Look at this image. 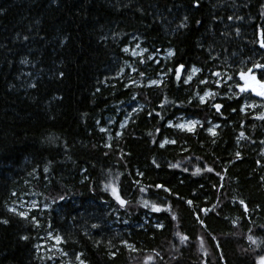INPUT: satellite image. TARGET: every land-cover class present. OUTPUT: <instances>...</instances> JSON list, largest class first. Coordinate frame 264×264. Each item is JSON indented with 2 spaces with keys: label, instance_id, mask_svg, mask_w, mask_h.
Here are the masks:
<instances>
[{
  "label": "trees",
  "instance_id": "16d2710c",
  "mask_svg": "<svg viewBox=\"0 0 264 264\" xmlns=\"http://www.w3.org/2000/svg\"><path fill=\"white\" fill-rule=\"evenodd\" d=\"M136 43L173 53L159 84L120 78ZM262 43L264 0H0V264H46L49 231L72 264H256L264 98L237 85L264 83ZM25 190L49 207L15 212Z\"/></svg>",
  "mask_w": 264,
  "mask_h": 264
},
{
  "label": "rangeland",
  "instance_id": "374dc122",
  "mask_svg": "<svg viewBox=\"0 0 264 264\" xmlns=\"http://www.w3.org/2000/svg\"><path fill=\"white\" fill-rule=\"evenodd\" d=\"M137 45H139V47H137ZM127 49L128 51L125 52L127 60H125L122 66V72L120 74V78L126 80V85L150 87L159 84L161 80L165 77V73H163L164 69L162 67H158V68L155 67H157V65L159 66V64L161 63L160 61L164 62L165 59L169 57V54L160 53V52L150 53L148 51H145L141 47L140 43L132 44ZM148 63H152L154 68L148 66ZM139 64H142L143 70L138 68ZM152 81H156L157 83L153 84ZM256 91H261V89L257 87ZM246 92L254 94V97H257V99L264 98V96L257 95L256 92H253L251 89H249ZM208 96H203L204 100H206V97ZM245 106L246 108L251 107L250 105L247 104ZM260 106H264V102ZM137 109H138V104L136 102L117 109L116 115H119L120 111H124L126 115L124 116L123 121L119 126V129H121V127H123L129 122V117H131L132 114ZM252 109L254 110V108ZM263 114H264V109H263ZM106 121L107 122H106L105 131H107L108 138L111 139L110 137H112L113 135L112 131H113V126L115 125V118H109ZM169 125L183 131H194L198 126V123L193 119L182 117L177 119L175 122H171ZM179 125H184V127L181 128L179 127ZM110 187H111L110 189L111 193L113 194L112 191L113 186ZM113 196L115 197L114 194ZM48 207L49 205L46 204L44 200H39L33 193H31L30 190L27 191L25 190L17 198H15L14 207L12 209L15 212L19 213L20 215L28 216L33 211H37L39 209H44ZM57 237L58 236L53 231L47 232L42 237V240L37 250L39 258L46 264H72L71 258L67 257L65 254H63V252H61V247H60L61 240L59 239L58 241L56 239Z\"/></svg>",
  "mask_w": 264,
  "mask_h": 264
},
{
  "label": "snow or ice",
  "instance_id": "6c2138e0",
  "mask_svg": "<svg viewBox=\"0 0 264 264\" xmlns=\"http://www.w3.org/2000/svg\"><path fill=\"white\" fill-rule=\"evenodd\" d=\"M137 47H139V45H137ZM261 47L264 48V43L261 44ZM124 51L127 52L128 49L125 48ZM168 54H169V56L173 55L172 52H169ZM142 62H143V61H142ZM255 67L258 68V69H262V70H264V65H262V64L257 63V64L255 65ZM182 68H183V65H181V66H179V67L176 68V74H177V79H178V80L180 79V74H181V69H182ZM193 71L195 72V71H197V69H193ZM248 72H249V73L252 72V69L249 68V69H248ZM216 75H219V73H216ZM240 78H241V80H244V84H243V85H237V87H239V91H240V92H246V91H248L249 89H251L253 92H256L257 95L264 96V83H262L260 80H257L256 77H255L254 75H252V76H247L245 73L242 72V73L240 74ZM189 79H190V77H189ZM187 82H188V81L185 80V83H187ZM202 82H203V81H202ZM152 83H153V84H156L157 82H156V81H152ZM257 87H258L259 89H261V91H256ZM208 95H211V93H205V96H208ZM200 101H201V103H204V97H200ZM213 107L216 109L217 112H220V110H221V108H222V105H221V104H214ZM241 111H243V109H241ZM259 118L264 119V117H259ZM170 126H171V125H170ZM179 127L183 128L184 125H179ZM189 130H191V129H189ZM213 134H214V133H213ZM165 143H167V141H165ZM163 146H164V145L161 144V147H163ZM237 155H239V154H237ZM45 171H47V169H45ZM207 171H211V169H207ZM109 187H110V185H109ZM156 187H157V188H161L162 185H156ZM112 191H113V194L115 195V198H116L117 202H118L121 206H123L126 202H125L124 200L120 199L119 195L116 194V190H115L114 188L112 189ZM141 191H143V189H141ZM164 191L167 192V191H169V190H168L167 188H165ZM187 203H188L189 205H191L192 202H191V201H187ZM152 210H153V211H158L159 209H158L156 206L153 205V206H152ZM9 211H12V209H9ZM203 211H205V213H207L208 210L205 209V210H203ZM245 211H247V209H245ZM170 214H171V213H170ZM171 215H172V219H173V220H176V219H177V217H176L175 214H171ZM24 218H27V217L25 216ZM7 222H8L7 220H0V223H3V224H6ZM198 222L201 224V227H204V226H205V225H204V222H203V221H200L199 218H198ZM93 227H95V225H93ZM157 227H158V228H163V225H162V224H159V225H157ZM22 238H23V239H26V237H22ZM56 239L59 241L60 238L57 237ZM180 239H181V242L183 243V241L187 240V237H186V236H181ZM248 239H249V241H251L253 244H256V243H257V241L254 240L252 236H249ZM77 259H78V260L80 259L79 256L77 257ZM80 264H83V261H80ZM257 264H264V256H261V257L259 258Z\"/></svg>",
  "mask_w": 264,
  "mask_h": 264
},
{
  "label": "bare ground",
  "instance_id": "6f19581e",
  "mask_svg": "<svg viewBox=\"0 0 264 264\" xmlns=\"http://www.w3.org/2000/svg\"><path fill=\"white\" fill-rule=\"evenodd\" d=\"M208 254V253H207ZM140 258V257H139Z\"/></svg>",
  "mask_w": 264,
  "mask_h": 264
}]
</instances>
